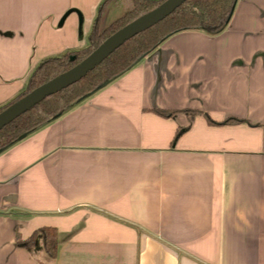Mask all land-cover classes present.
Wrapping results in <instances>:
<instances>
[{
	"label": "crops",
	"instance_id": "crops-1",
	"mask_svg": "<svg viewBox=\"0 0 264 264\" xmlns=\"http://www.w3.org/2000/svg\"><path fill=\"white\" fill-rule=\"evenodd\" d=\"M101 2L0 0V106L88 45ZM43 227L54 259L18 243ZM0 264H264V0H238L219 35L173 34L2 151Z\"/></svg>",
	"mask_w": 264,
	"mask_h": 264
},
{
	"label": "trees",
	"instance_id": "trees-1",
	"mask_svg": "<svg viewBox=\"0 0 264 264\" xmlns=\"http://www.w3.org/2000/svg\"><path fill=\"white\" fill-rule=\"evenodd\" d=\"M165 0H102L89 34L88 45L47 57L38 63L32 71L24 91L8 103L0 106V112L28 92L51 81L60 74L80 63L109 36L137 18L158 7ZM238 0H185L174 12L151 28L135 35L122 46L96 65L80 81L48 96L30 110L24 112L0 129V153L19 141L23 134H31L53 118L58 117L76 101L90 96L103 86L130 70L141 59L155 51L164 40L184 30H200L209 35H219L226 30ZM119 8L121 13L111 22H106L110 9ZM157 113L170 117L169 110H156ZM188 111V110H186ZM196 113V111H191ZM200 112V111H199ZM209 122L216 123L204 113ZM236 118H228L219 123H234ZM184 132L179 128L173 143ZM52 259L58 250L57 230L53 227L38 228L29 238L19 239L20 246L33 251L39 243Z\"/></svg>",
	"mask_w": 264,
	"mask_h": 264
},
{
	"label": "water",
	"instance_id": "water-1",
	"mask_svg": "<svg viewBox=\"0 0 264 264\" xmlns=\"http://www.w3.org/2000/svg\"><path fill=\"white\" fill-rule=\"evenodd\" d=\"M184 1L185 0H165L155 9L119 29L106 40L104 39V42L98 48L70 70L37 87L30 93L28 92V94L15 101L14 104L12 103L9 105L0 112V129L48 96L80 81L91 69L101 64L107 56L122 46L127 40L164 20ZM26 136L27 134L21 135L19 140L24 139Z\"/></svg>",
	"mask_w": 264,
	"mask_h": 264
},
{
	"label": "rangeland",
	"instance_id": "rangeland-1",
	"mask_svg": "<svg viewBox=\"0 0 264 264\" xmlns=\"http://www.w3.org/2000/svg\"><path fill=\"white\" fill-rule=\"evenodd\" d=\"M121 11L119 8H114L112 10L109 11L108 15H107V19L106 22H111L113 21V19H115L116 17H118L120 15Z\"/></svg>",
	"mask_w": 264,
	"mask_h": 264
}]
</instances>
